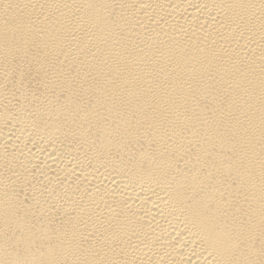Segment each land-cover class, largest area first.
<instances>
[{"label":"bare ground","instance_id":"obj_1","mask_svg":"<svg viewBox=\"0 0 264 264\" xmlns=\"http://www.w3.org/2000/svg\"><path fill=\"white\" fill-rule=\"evenodd\" d=\"M0 264H264V0H0Z\"/></svg>","mask_w":264,"mask_h":264}]
</instances>
